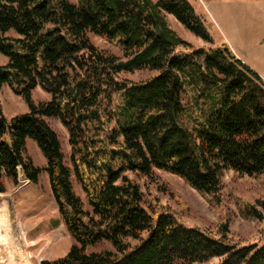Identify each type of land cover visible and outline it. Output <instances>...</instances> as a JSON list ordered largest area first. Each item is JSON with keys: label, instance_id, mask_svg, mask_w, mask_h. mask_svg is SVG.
Masks as SVG:
<instances>
[{"label": "trees", "instance_id": "obj_1", "mask_svg": "<svg viewBox=\"0 0 264 264\" xmlns=\"http://www.w3.org/2000/svg\"><path fill=\"white\" fill-rule=\"evenodd\" d=\"M167 15L208 47L181 40ZM0 56V89L27 108L6 118L0 105V194L7 181L36 185L43 170L73 241L40 264H264V235L239 246L226 221L217 235L187 226L127 176L174 175L214 207L223 205L224 176L246 181L263 193L236 198L237 213L263 220L264 80L226 43L214 44L187 0H0ZM140 71L155 75L120 78ZM36 89L48 100L34 102ZM47 118L66 131L68 163ZM27 140L44 169L27 155Z\"/></svg>", "mask_w": 264, "mask_h": 264}, {"label": "rangeland", "instance_id": "obj_2", "mask_svg": "<svg viewBox=\"0 0 264 264\" xmlns=\"http://www.w3.org/2000/svg\"><path fill=\"white\" fill-rule=\"evenodd\" d=\"M214 38V44L226 43L237 59L264 70V0H187ZM167 21L174 33L192 48L208 47L203 41L187 32L173 17L167 15ZM90 42L98 49L120 56L114 46L93 35ZM233 51H232V50ZM236 54H234V53ZM6 61L0 56V65ZM155 74L147 71L121 74L120 78L128 82L144 81ZM48 95L36 89L32 93L34 102L48 100ZM0 105L3 115L10 118L27 111L21 98L15 96L6 86L0 89ZM49 126L57 133L61 150L68 163L69 147L67 134L60 123L47 118ZM27 155L34 166L41 170L45 160L32 140L26 142ZM155 177L147 179L138 174L128 173L139 187L143 196L155 205L166 206L177 213L187 226L208 231L217 235L220 222H227V239L239 246L260 244L264 235V217L261 222L247 221L239 217L234 200L241 198L255 200L263 191L246 181H232L227 176L222 178L221 195L223 205H209L180 178L163 172L155 173ZM79 193V189L75 188ZM4 208L8 217L7 227L18 232L26 248L30 264L41 261L56 260L63 257L73 241L66 233L58 216L57 208L50 193L49 183L42 170L38 183L32 185L24 180L18 187L6 182V192L0 194V209ZM15 230V231H14ZM99 246L92 248L98 251ZM219 258L207 264H217ZM0 264H8L6 255L0 249Z\"/></svg>", "mask_w": 264, "mask_h": 264}, {"label": "bare ground", "instance_id": "obj_3", "mask_svg": "<svg viewBox=\"0 0 264 264\" xmlns=\"http://www.w3.org/2000/svg\"><path fill=\"white\" fill-rule=\"evenodd\" d=\"M7 222L6 210L2 207L0 209V249L6 255L8 264H30L26 251L28 245L18 232H12L7 227Z\"/></svg>", "mask_w": 264, "mask_h": 264}, {"label": "crops", "instance_id": "obj_4", "mask_svg": "<svg viewBox=\"0 0 264 264\" xmlns=\"http://www.w3.org/2000/svg\"><path fill=\"white\" fill-rule=\"evenodd\" d=\"M232 50V49H231ZM233 51V50H232ZM234 53V52H233ZM235 54V53H234ZM236 55V54H235ZM237 57V55H236ZM239 58V57H237ZM240 59V58H239ZM242 61V60H241ZM244 63V61H242ZM246 64V63H245ZM249 68H251L255 73H257L263 80H264V70L261 68H255L254 66L250 64H246Z\"/></svg>", "mask_w": 264, "mask_h": 264}]
</instances>
